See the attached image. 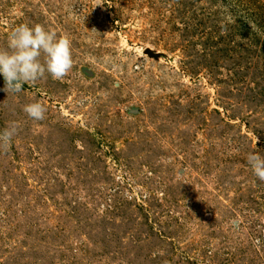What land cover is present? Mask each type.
Instances as JSON below:
<instances>
[{
  "label": "rangeland",
  "instance_id": "374dc122",
  "mask_svg": "<svg viewBox=\"0 0 264 264\" xmlns=\"http://www.w3.org/2000/svg\"><path fill=\"white\" fill-rule=\"evenodd\" d=\"M21 23L72 67L0 78V264H264V0H0V49Z\"/></svg>",
  "mask_w": 264,
  "mask_h": 264
},
{
  "label": "clouds",
  "instance_id": "9594fccd",
  "mask_svg": "<svg viewBox=\"0 0 264 264\" xmlns=\"http://www.w3.org/2000/svg\"><path fill=\"white\" fill-rule=\"evenodd\" d=\"M70 41L58 36L39 24L21 23L11 29L7 46L0 49V78L3 91L19 93L22 85L35 82L48 74L52 79L62 78L72 67ZM23 112L32 120L44 119L45 109L39 102L23 106ZM16 133L14 124L0 129V146L8 145ZM246 164L252 174L264 182V156L256 151L249 152Z\"/></svg>",
  "mask_w": 264,
  "mask_h": 264
}]
</instances>
